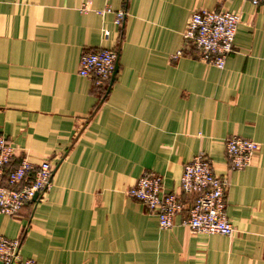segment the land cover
Wrapping results in <instances>:
<instances>
[{
	"label": "crops",
	"instance_id": "1",
	"mask_svg": "<svg viewBox=\"0 0 264 264\" xmlns=\"http://www.w3.org/2000/svg\"><path fill=\"white\" fill-rule=\"evenodd\" d=\"M109 4L126 12L121 28L94 13L103 0H0V135L15 148L13 165L25 157L53 167L42 199L0 214V235L20 239L35 264H264V2ZM199 10L240 15L222 70L194 52L170 59ZM97 49L117 51L105 88L78 75L82 53ZM232 136L259 144L241 171L225 158ZM200 152L228 183L232 237L183 226L186 212L160 229L126 194L154 172L180 195L183 166Z\"/></svg>",
	"mask_w": 264,
	"mask_h": 264
},
{
	"label": "built area",
	"instance_id": "2",
	"mask_svg": "<svg viewBox=\"0 0 264 264\" xmlns=\"http://www.w3.org/2000/svg\"><path fill=\"white\" fill-rule=\"evenodd\" d=\"M94 13L104 18L113 15V24L121 28L126 18L123 9L113 11L109 1ZM253 7L264 0H243ZM88 7H82L87 12ZM240 15L229 11L199 10L193 12L182 34L183 47L172 55L177 60L185 51L194 52L198 60L222 70L227 57L234 53V39ZM104 39L109 30L103 29ZM116 50L97 49L84 52L78 62V75L89 79L98 87H107L114 74ZM259 144L232 136L224 141V154L230 171H241L254 162ZM15 148L0 135V214L15 216L34 196L43 198L51 185L53 167L49 162L34 166L25 157L13 165ZM181 194L166 191L163 177L154 172L143 173L127 190V196L138 201L145 210L156 216L160 229L174 226L176 216L186 212L182 225L196 233L232 237L235 229L226 215V179L217 176L209 158L197 153L182 169L179 179ZM190 201L186 208L184 199ZM20 239H7L0 235V261L3 264H35L20 255Z\"/></svg>",
	"mask_w": 264,
	"mask_h": 264
},
{
	"label": "water",
	"instance_id": "3",
	"mask_svg": "<svg viewBox=\"0 0 264 264\" xmlns=\"http://www.w3.org/2000/svg\"><path fill=\"white\" fill-rule=\"evenodd\" d=\"M117 72V63H115V68H114V74H113V77L112 79L114 78L115 74ZM37 196L35 195L34 198L32 199V203H37Z\"/></svg>",
	"mask_w": 264,
	"mask_h": 264
}]
</instances>
